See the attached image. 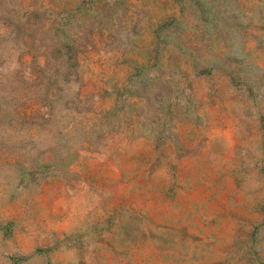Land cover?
Returning a JSON list of instances; mask_svg holds the SVG:
<instances>
[{
    "label": "rangeland",
    "instance_id": "374dc122",
    "mask_svg": "<svg viewBox=\"0 0 264 264\" xmlns=\"http://www.w3.org/2000/svg\"><path fill=\"white\" fill-rule=\"evenodd\" d=\"M0 264H264V0H0Z\"/></svg>",
    "mask_w": 264,
    "mask_h": 264
}]
</instances>
